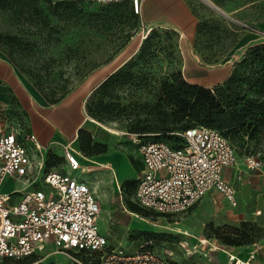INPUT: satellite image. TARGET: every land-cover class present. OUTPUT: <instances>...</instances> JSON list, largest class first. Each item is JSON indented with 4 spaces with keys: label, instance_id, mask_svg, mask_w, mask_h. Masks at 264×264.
Returning <instances> with one entry per match:
<instances>
[{
    "label": "rangeland",
    "instance_id": "obj_1",
    "mask_svg": "<svg viewBox=\"0 0 264 264\" xmlns=\"http://www.w3.org/2000/svg\"><path fill=\"white\" fill-rule=\"evenodd\" d=\"M185 1L189 7V3L196 6L199 2L208 4L204 0ZM209 1L221 8L229 19L243 26L244 30L236 45L221 60L206 63L193 47L194 32L181 34L180 30L173 28L178 32L177 47L183 58L182 74L191 82L207 81L214 66H220L228 61L233 65L234 61L241 58L248 45L264 40V0ZM80 4L84 11L104 12V16L94 25L83 23L77 28H72L76 35L69 36L66 42L73 41L74 47L84 55L79 66H75L70 60L67 61V57L62 53L64 44L56 51L57 48L51 40L42 44L39 34L29 36L32 40L34 38L38 40L32 45V50L26 53L28 56L20 59L25 63V59L33 60L37 56L56 57V61L60 63L52 68L46 80L59 89L74 90L94 71L116 66L136 53L139 44L152 26L169 27L144 22L139 13H131L127 3L126 7L124 3L115 5L80 2ZM41 5L45 7L47 4L43 2ZM194 21H197L195 16ZM0 32L15 35V39L27 38L23 26L16 21L14 15H11L9 10L1 8ZM6 39L2 38L1 42L9 48ZM166 42L161 40L159 45L150 49L155 52L149 60V64L152 65L145 68H150V74L154 76L162 75L167 70L166 56L163 55ZM14 46L16 47L17 43L11 45V48ZM145 64L148 63L140 59L134 65V69ZM90 66L95 67L80 79ZM21 73L32 83L26 73ZM133 80L114 91V97L120 98L128 107L118 113L113 112L109 118L103 120L86 114L91 127V144L84 148H81L79 141L75 144L81 154L77 157L84 168H79L72 174L87 182L99 201L97 224L100 232L107 235L112 245L121 243L123 248L129 247L132 250L146 243L147 247L181 264H231L227 261L228 252L235 253L244 261L249 260V264H264V175L255 183L250 196L244 199L240 195L237 205H231L219 191L215 190L209 192L191 208L174 215L157 214L139 207L133 201V182L140 164L136 143L133 140L135 136L129 126L136 119L145 122L144 120L151 118L149 107L143 103L145 98H150V93H147L149 87L145 86L141 74H137ZM140 83L141 86L138 87ZM133 90L135 93L130 96ZM134 99L137 101H132ZM234 143L238 147V153L239 150L244 151L242 141ZM102 145L106 149L103 153L119 154L113 156V171L97 162V156L94 155L100 153L90 154L93 149L101 148ZM238 157L241 175L250 173L246 156L239 153ZM254 157L264 161V151L256 152ZM88 166H93V169H85ZM39 181L42 183L41 177ZM16 185H21V182L17 181ZM0 264L79 263L72 261L67 254L57 252L48 246L40 255Z\"/></svg>",
    "mask_w": 264,
    "mask_h": 264
},
{
    "label": "built area",
    "instance_id": "obj_2",
    "mask_svg": "<svg viewBox=\"0 0 264 264\" xmlns=\"http://www.w3.org/2000/svg\"><path fill=\"white\" fill-rule=\"evenodd\" d=\"M76 1L107 4L125 0ZM128 1L140 14L143 0ZM19 117L0 108V263L40 255L52 246L79 264H181L146 243L132 250L121 243L112 245L98 228L99 201L90 185L72 174L84 168L78 148L72 141L66 143L63 160L47 167L42 144ZM178 134L180 145L133 134L140 164L133 201L157 214L174 215L215 189L237 205L236 188L223 176L225 167L239 163L229 139L219 130L201 125ZM246 161L250 169L264 170L261 159L247 156ZM8 180L21 185L6 190ZM227 261L249 264L232 252Z\"/></svg>",
    "mask_w": 264,
    "mask_h": 264
},
{
    "label": "trees",
    "instance_id": "obj_3",
    "mask_svg": "<svg viewBox=\"0 0 264 264\" xmlns=\"http://www.w3.org/2000/svg\"><path fill=\"white\" fill-rule=\"evenodd\" d=\"M43 2L47 4L45 7L41 5ZM80 2L83 1L0 0V8L9 10L16 21L23 26V32L27 35V38L15 39V35L0 32V50L20 72L30 77L34 87L49 104L60 102L72 91L68 88L59 89L46 80L52 68L60 62L52 56L25 59V63L20 59L28 56L26 53L32 50V45L38 40V38L32 40L29 36L39 34L40 42L43 44L44 41L51 40L57 48L56 51L64 44L62 53L67 57V61L70 60L75 66H79L84 55L74 47L73 41L66 42V40L69 36L75 37L76 33L72 28H77L83 23L94 25L104 16V12L84 11ZM123 3L124 7L126 3L130 6L133 14V8L128 0L107 4L122 5ZM189 5L197 19L193 38L194 49L204 62H218L236 45L244 30L243 26L204 2H199L197 6L190 3ZM174 29L152 26L139 44L136 53L102 79L87 95L84 104L86 114L103 120L109 118L113 112L118 113L126 109L128 106L122 103L120 98L114 97V91L117 87L134 81L133 78L141 74L145 86L149 87L147 93H150V98H145L143 103L149 107L151 118L144 120L145 122L136 119L130 124L129 129L132 134H136L140 139L153 138L150 140H164L173 145H180L182 138L179 132L201 125L219 130L229 139L237 155L240 153L246 157L254 156L256 152L264 151V143H262L264 142V40L248 45L241 58L234 61L229 75L220 83L208 87L188 81L183 76L181 70L183 58L177 47L178 32ZM2 38L8 39L9 48L1 42ZM161 40L167 41L163 48L167 70L162 75L154 76L150 74V68L145 67L152 65L149 64V60L155 52L150 49L159 45ZM16 43L17 46L11 48V45ZM140 59L148 64L134 69V65ZM95 66H90L80 79ZM140 86L141 83L138 84V87ZM135 90L130 96L134 95ZM146 132L155 134H144ZM78 141L81 148L89 146L91 133L80 129ZM236 141L243 142L241 145L243 152L239 150L238 153V147L234 143ZM105 150V146L102 145L101 148L93 149L90 154L103 153ZM61 158L55 153L48 152L47 167L58 164Z\"/></svg>",
    "mask_w": 264,
    "mask_h": 264
},
{
    "label": "crops",
    "instance_id": "obj_4",
    "mask_svg": "<svg viewBox=\"0 0 264 264\" xmlns=\"http://www.w3.org/2000/svg\"><path fill=\"white\" fill-rule=\"evenodd\" d=\"M140 15L146 23L173 27L180 30L181 34L195 32L197 21H194V15L185 0H143ZM228 62L214 66L207 81L196 83L208 87L220 83L230 73L232 63ZM121 63L94 71L60 102L49 104L8 56L0 50V108H6L8 112H13L16 118H20L19 116L23 118L28 130L35 133L42 144L44 154L52 152L63 157V145L70 141L75 145L80 129L91 132L84 108L87 95ZM114 155L119 154L100 153L94 156H97L96 159L100 165L107 166L113 171L112 159ZM90 167L93 169V166ZM246 170L249 169L246 168ZM249 171L250 173L241 175L239 163L235 167L223 169L224 178L236 188L238 203L240 195L244 199L250 196L255 188V183L264 175V170L250 169ZM113 175L116 176V174ZM16 184L8 180L4 188L10 190Z\"/></svg>",
    "mask_w": 264,
    "mask_h": 264
},
{
    "label": "water",
    "instance_id": "obj_5",
    "mask_svg": "<svg viewBox=\"0 0 264 264\" xmlns=\"http://www.w3.org/2000/svg\"><path fill=\"white\" fill-rule=\"evenodd\" d=\"M205 2H207L208 4H210L211 6H213L215 9L221 11L222 13H224L222 10H220L219 7H217L216 5H214L212 2H210L209 0H204Z\"/></svg>",
    "mask_w": 264,
    "mask_h": 264
}]
</instances>
